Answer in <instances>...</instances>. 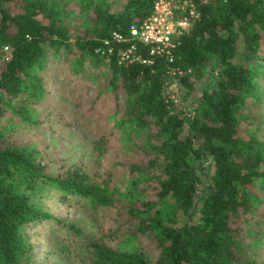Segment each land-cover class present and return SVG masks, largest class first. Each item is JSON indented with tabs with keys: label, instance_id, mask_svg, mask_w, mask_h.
<instances>
[{
	"label": "trees",
	"instance_id": "trees-1",
	"mask_svg": "<svg viewBox=\"0 0 264 264\" xmlns=\"http://www.w3.org/2000/svg\"><path fill=\"white\" fill-rule=\"evenodd\" d=\"M189 1L197 14L170 59L111 38L153 0H0V264L33 258L28 226L52 216L38 201L50 188L114 208L113 226L81 233L89 264H264V0ZM106 38L114 49L102 55ZM130 42L141 59L119 63ZM61 47L77 63L107 59L105 87L123 94L93 150L100 158L116 138L124 189L83 160L47 170L43 148L21 136L20 123L41 121L31 106L46 92L39 71ZM171 80L184 106L164 92ZM125 229L157 254L115 245Z\"/></svg>",
	"mask_w": 264,
	"mask_h": 264
},
{
	"label": "rangeland",
	"instance_id": "rangeland-1",
	"mask_svg": "<svg viewBox=\"0 0 264 264\" xmlns=\"http://www.w3.org/2000/svg\"><path fill=\"white\" fill-rule=\"evenodd\" d=\"M76 58L67 54L65 47L49 50V61L39 71L46 92L42 99L31 103L41 121L38 125L20 123L21 136L43 148L47 170L56 172L62 166L83 160L101 177H109L110 185L124 189L128 186V172L114 163L119 158L116 138H111L109 149L100 158L93 150L95 137L109 130L116 120L115 109L122 104L123 94L119 92L116 99L105 87L107 59L86 56L77 63ZM260 82L264 87V77ZM164 92L175 102L186 104L181 96L183 89L175 80L168 81ZM38 201L52 216L28 226L34 247L28 264H89L80 245L81 233L113 226L114 208L91 209L87 199L77 195L63 199L61 191L54 188ZM71 224L80 227V231H73ZM114 244L138 245L151 256L158 252L154 243L145 237H133L126 229Z\"/></svg>",
	"mask_w": 264,
	"mask_h": 264
},
{
	"label": "built area",
	"instance_id": "built-area-1",
	"mask_svg": "<svg viewBox=\"0 0 264 264\" xmlns=\"http://www.w3.org/2000/svg\"><path fill=\"white\" fill-rule=\"evenodd\" d=\"M196 14L194 3L189 0H153L152 10L148 16L139 24H131L127 34L114 31L111 38L115 42L131 39L148 43L150 54H167L171 59V48L175 45L177 37L189 26ZM113 49L111 39L106 38L103 40V46L96 47L95 51L107 55L112 53ZM116 56L119 63L141 59L134 51L133 42L125 47H119Z\"/></svg>",
	"mask_w": 264,
	"mask_h": 264
}]
</instances>
